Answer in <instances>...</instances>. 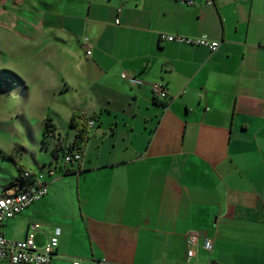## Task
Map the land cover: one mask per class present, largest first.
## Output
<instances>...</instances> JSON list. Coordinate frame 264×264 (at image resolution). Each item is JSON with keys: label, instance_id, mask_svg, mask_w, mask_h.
Returning a JSON list of instances; mask_svg holds the SVG:
<instances>
[{"label": "crops", "instance_id": "crops-1", "mask_svg": "<svg viewBox=\"0 0 264 264\" xmlns=\"http://www.w3.org/2000/svg\"><path fill=\"white\" fill-rule=\"evenodd\" d=\"M0 29L35 58L37 145L81 153L56 166L33 154L37 170L22 166L55 174L2 224L7 239L37 223L42 247L59 228L48 264H264V0H0ZM46 117L60 138L43 147ZM16 176L0 177V194Z\"/></svg>", "mask_w": 264, "mask_h": 264}, {"label": "rangeland", "instance_id": "rangeland-1", "mask_svg": "<svg viewBox=\"0 0 264 264\" xmlns=\"http://www.w3.org/2000/svg\"><path fill=\"white\" fill-rule=\"evenodd\" d=\"M1 32L0 29V35ZM30 51L28 46L20 48L15 43L0 38V165H5V169L0 168V177L7 179L17 173V166L1 152L12 150L16 145L24 148V150H18L16 155L17 164L24 168L37 170L38 166L34 163L33 154H36L38 160H44L46 164L52 160L50 151L41 150L37 145L38 136L35 133L40 128L42 109H39L37 105L38 95H35L34 99L32 94L35 79L32 71L35 58H32ZM45 68V71L48 70L47 67ZM17 75L21 76L25 85L29 87L28 99L22 94L23 84L19 82ZM44 77L50 78V74L46 73ZM28 124L33 128L34 136ZM60 163H63L61 158L58 160V164ZM11 172L12 175H10Z\"/></svg>", "mask_w": 264, "mask_h": 264}, {"label": "built area", "instance_id": "built-area-1", "mask_svg": "<svg viewBox=\"0 0 264 264\" xmlns=\"http://www.w3.org/2000/svg\"><path fill=\"white\" fill-rule=\"evenodd\" d=\"M183 4L191 5L196 0H177ZM206 4H211L212 0H203ZM160 41L179 42L193 45H200L208 48L210 51H215L219 42L210 40L206 35L196 38L186 37L180 34H159ZM121 77L127 78V74L122 73ZM151 90L156 97L165 98L167 96L165 87L160 82H152ZM93 119H88L87 124L92 125ZM81 158L80 151L66 152L63 155V162L69 163L72 160H79ZM55 169L50 167L45 171L24 172L26 183L23 188L17 187L4 188L0 194V264H48L51 261L54 250L58 245V236L60 229L55 228L53 234L48 241L42 246L38 247L34 241L35 231L38 228L37 223L29 226V229L23 239L10 240L7 239L2 230V224L14 217L36 200L40 199L47 193L46 176H54ZM198 235L190 234L187 237V258L191 259L195 256V247L197 245ZM203 248L210 250L212 248V241L209 238L203 239ZM73 264H79L74 261Z\"/></svg>", "mask_w": 264, "mask_h": 264}, {"label": "trees", "instance_id": "trees-1", "mask_svg": "<svg viewBox=\"0 0 264 264\" xmlns=\"http://www.w3.org/2000/svg\"><path fill=\"white\" fill-rule=\"evenodd\" d=\"M13 75L15 76V74H13ZM88 119H91V118H88ZM79 124H76V125L74 124V117L71 119V126L75 125L76 126L75 128H77V134H76V138H75L76 145L79 147H82V145L84 144V142L87 139V134H86V131L84 130L82 124L81 123H79ZM55 136L57 138V137H59V134H57L56 128H55L54 124L52 123L50 117H46L44 120V128H43L42 135H41L42 146L43 147L47 146L49 139L53 138ZM18 150H24V148L20 145H16L12 148L10 153H8L7 155H3V156H6L7 158H9L13 162H15V158L17 157L16 155L18 154L17 153ZM66 151L71 152V148L66 149L65 146L62 145V143L58 142V145L53 147L50 151V154L52 157L51 164H54L56 166L58 160L60 159L59 157H61V159H62L63 155L66 153ZM16 170H17V176L15 178H13L12 180H10L8 182V184L5 185L3 188L17 187L18 189H20V188L24 187V185L26 183V178L24 177V172H26V171L32 172V171L24 169L20 165L16 167Z\"/></svg>", "mask_w": 264, "mask_h": 264}]
</instances>
